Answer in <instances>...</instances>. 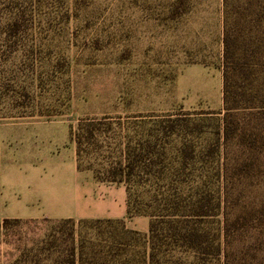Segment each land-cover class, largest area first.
<instances>
[{"label": "rangeland", "instance_id": "rangeland-1", "mask_svg": "<svg viewBox=\"0 0 264 264\" xmlns=\"http://www.w3.org/2000/svg\"><path fill=\"white\" fill-rule=\"evenodd\" d=\"M218 2L0 0V264H148L151 221L161 242L172 231L163 221L188 214L198 195L222 209V164L225 155L231 163L248 159L244 135L258 167L251 178H234L228 201L233 211L262 203L264 59L249 60L237 76L246 131L226 146ZM262 5L227 0L248 50L264 41ZM81 118L110 122L108 135L115 131L124 150H139L145 132L155 138L152 155L126 181L93 179L111 187L115 201L124 190L121 218L75 212L90 194L95 204L107 194L81 193L93 176L76 168L71 132ZM142 221L147 230L133 228ZM195 224L220 239V212ZM180 241L160 244L167 264L191 261Z\"/></svg>", "mask_w": 264, "mask_h": 264}, {"label": "trees", "instance_id": "trees-1", "mask_svg": "<svg viewBox=\"0 0 264 264\" xmlns=\"http://www.w3.org/2000/svg\"><path fill=\"white\" fill-rule=\"evenodd\" d=\"M223 5L222 139L227 146L228 142L235 138L237 140V135L241 132L244 135L246 131L238 120L240 110L243 109L239 106L242 94L236 84L237 76L240 73H246L245 64L249 60L257 63L264 59V41H260L257 47L254 46L253 49L248 50L247 38L241 40L240 36L234 32L237 22H230L227 0H223ZM261 8L264 9V5ZM109 131H112L111 123L105 120L81 118L77 121L71 132V138L75 144L76 166L79 170H90L96 181L121 183L132 175L135 168L140 171L146 158L152 155L155 138L151 141L153 134L150 131L147 132L148 134L145 132V141L143 146L141 143L139 150L135 147L124 150L117 133L114 131L113 137L108 135ZM250 132L254 133L252 129ZM249 140L250 137L247 138L245 135L240 138L243 152L250 151L247 160L231 163L225 155L221 173L224 202L222 209L219 205L213 207L209 202L210 199L205 200V197L198 195L190 203L188 214L172 213L168 216L169 220L163 221L171 225L172 231L165 232L161 242L155 234L154 221L149 223L148 237L151 246L146 254L148 264H167L169 260L166 257L167 253L165 250L160 252V244L169 248L174 247L179 244L176 242L177 239L181 240L185 252L191 256L188 264H264V243L260 242L258 245L251 243L252 239H264V200L254 208L240 205V209L236 211L232 210L233 205L231 201H228V195L235 182L234 178L236 182L242 178H251L254 169L258 167L257 156H252L253 151L250 145L253 144ZM219 212L222 225L220 239H216L215 242L213 237L206 236V232L195 223L205 221L206 217L215 216ZM180 222L183 223L182 227L179 226ZM167 236L174 243H170Z\"/></svg>", "mask_w": 264, "mask_h": 264}, {"label": "crops", "instance_id": "crops-1", "mask_svg": "<svg viewBox=\"0 0 264 264\" xmlns=\"http://www.w3.org/2000/svg\"><path fill=\"white\" fill-rule=\"evenodd\" d=\"M214 1H220L216 5V11H214L215 14V19H217L218 23V35L221 37V44H222V36H223V15H222V1L223 0H214ZM205 14H209L210 11H203ZM77 168V166H76ZM72 172V171H71ZM73 173V172H72ZM92 176V175H91ZM78 177L77 174L73 173V181ZM93 176L91 178V182L88 185V187L84 188V186L81 187V193L83 191H86L87 189H93L95 187H98L99 190H106L107 194L106 196L103 195L102 197L104 199H100V203H93L94 196L90 194L88 198V202L82 203L80 205L78 210H75L76 213H81L86 217H97V218H121L123 217L125 213V194L124 190L119 188L117 190V198L116 201L114 200V196L110 197V192H113V190H110L111 187L104 185L103 183L100 182H95L93 181ZM72 185V183H70ZM74 186V183L73 185ZM75 187V186H74ZM72 188L75 191H77L76 188ZM71 189V188H70ZM69 189V190H70ZM71 191V190H70ZM92 191V190H91ZM77 194H69L67 198L70 199L71 196H76ZM81 194H78L76 198H81ZM96 197H99V194L96 195ZM90 200V201H89ZM96 201L97 198H96ZM133 228L139 230V231H145L148 228V222L147 221H142L140 227L133 226Z\"/></svg>", "mask_w": 264, "mask_h": 264}]
</instances>
